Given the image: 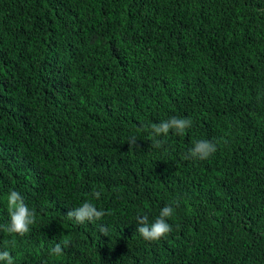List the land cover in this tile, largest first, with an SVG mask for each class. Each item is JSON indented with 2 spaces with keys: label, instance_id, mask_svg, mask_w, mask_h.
Segmentation results:
<instances>
[{
  "label": "trees",
  "instance_id": "trees-1",
  "mask_svg": "<svg viewBox=\"0 0 264 264\" xmlns=\"http://www.w3.org/2000/svg\"><path fill=\"white\" fill-rule=\"evenodd\" d=\"M172 117L192 127L153 147ZM196 140L216 152L182 159ZM13 189L15 264H264V0H0V225ZM86 200L106 215L68 219Z\"/></svg>",
  "mask_w": 264,
  "mask_h": 264
},
{
  "label": "clouds",
  "instance_id": "clouds-1",
  "mask_svg": "<svg viewBox=\"0 0 264 264\" xmlns=\"http://www.w3.org/2000/svg\"><path fill=\"white\" fill-rule=\"evenodd\" d=\"M146 129L149 126H144ZM192 127V121L189 118H176L172 117L167 120H163L159 123H153L150 125L148 139L155 148H160L164 140L163 137H167L169 132L172 131L176 135H184L186 130ZM136 139L132 138L129 144H135ZM217 150V146L210 140H196L193 146L190 147L186 153L182 155L184 160H205L209 158ZM92 197L99 199L101 193L94 191L91 193ZM174 204L178 206V201H174ZM7 212L9 214V223L0 225V231L7 234H15L23 237L30 231V226L35 223V212L31 210L25 203L22 194L17 190H10L6 196ZM174 214V208L171 205H165L159 212L158 217L151 223L147 215L137 216L136 225L137 232L140 236L148 242L159 241L162 237H165L172 231L171 225L168 223V218ZM67 217L70 220H75L78 224L87 222H95L101 220L106 212L104 210H98L97 207L91 201H85L79 207L70 209L67 212ZM100 232L107 236L108 229L101 225ZM14 241L12 244L14 245ZM50 255L59 257L63 254V248L61 244L57 243L50 250ZM0 262L2 264H15L13 255L8 250V242H5L3 249H0Z\"/></svg>",
  "mask_w": 264,
  "mask_h": 264
}]
</instances>
